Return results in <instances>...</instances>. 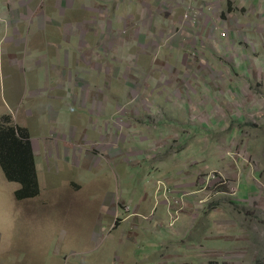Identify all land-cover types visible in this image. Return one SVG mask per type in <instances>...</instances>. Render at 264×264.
<instances>
[{
	"label": "crops",
	"instance_id": "0c3cea01",
	"mask_svg": "<svg viewBox=\"0 0 264 264\" xmlns=\"http://www.w3.org/2000/svg\"><path fill=\"white\" fill-rule=\"evenodd\" d=\"M189 5L203 13L196 26L183 22ZM257 27H264V0H0V127L20 128L28 136L39 185L48 183L54 171L61 175L80 168L100 175L112 167L126 170L149 164L156 170L169 168L167 178L157 180L172 183L175 196L183 199L203 175H192L190 160L178 158L193 143L197 127L188 123L190 117L198 122L204 115L210 118L221 106L220 99L240 103L236 96L224 95L218 87H202L201 82L189 94L177 93L175 74H193L196 67L192 70L190 65L197 64L199 52L211 65L223 64L209 54L212 47L218 57L233 54L242 71L248 40L258 43L263 36L256 33ZM122 69L121 89L122 83L125 90L130 88L128 95L125 92L128 112L119 127L114 122L117 115L108 113L114 103L113 79L120 78ZM190 104L196 105L197 117L191 116ZM220 114V121L224 117L245 120L241 112ZM127 119L142 123L129 124ZM125 125L133 128L123 132ZM134 135L141 149L115 144ZM87 140L93 143L81 146ZM172 142V157L162 159ZM128 155L142 161L127 162ZM181 165L188 172L178 170ZM129 177L139 181L135 175ZM70 182L83 189L77 178ZM158 185L159 191L162 185ZM135 192L134 213L147 215L157 209L156 220L168 216L163 196L146 204V193ZM114 194L110 193L113 202ZM190 195L187 200L194 209L199 197ZM184 216L188 217L183 214L182 220ZM184 223L175 230L190 233L192 225L188 228ZM159 226L153 234L169 232ZM75 238L69 240L77 242Z\"/></svg>",
	"mask_w": 264,
	"mask_h": 264
},
{
	"label": "rangeland",
	"instance_id": "374dc122",
	"mask_svg": "<svg viewBox=\"0 0 264 264\" xmlns=\"http://www.w3.org/2000/svg\"><path fill=\"white\" fill-rule=\"evenodd\" d=\"M258 27L256 33L263 36L258 43L248 40L242 71L243 65L233 54L227 52L218 57L212 47L209 54L223 64L211 65L199 52L197 64L190 65L192 70L196 67L193 74H175L179 76L177 93L189 94L194 84L201 82L202 87L214 90L218 87V92L236 96L240 103L220 99L221 106L210 118L204 115L203 121L198 122L190 117L188 123L197 127L193 143L177 157L183 162L190 160L187 164L192 167V175L203 174L192 194L187 193L191 194L189 198L199 197L194 209H190L187 196L183 199L175 196L172 183L166 185L157 180L167 178L168 167L159 170L149 164L126 170L112 167L100 175L80 168L78 173L68 171L61 175L54 171L49 174L48 183H40L37 197L17 201L19 184L9 182L0 166V264H264V27L260 30ZM255 46L258 51L249 53ZM122 74L123 69L120 78L113 79L110 91L114 103L112 109L109 107L112 113H108L117 115L118 121L114 118V122L119 127L128 112L125 104L130 88L129 85L125 90L122 83L121 89ZM189 77L192 78L182 81ZM190 105L191 116H196V105ZM222 110L230 114L241 112L245 120L224 117L220 121ZM132 121L142 123L130 119L126 122ZM123 127V132L133 128ZM87 141L81 146L93 143ZM115 144L141 149L136 135L126 136ZM174 148L172 142L170 150L161 154L160 159L162 155V159L171 156ZM125 160L142 161L130 155ZM177 169L188 172L182 165ZM130 175L139 177V181L133 182ZM72 178H77L83 189L70 182ZM40 179L44 182L46 176ZM159 182L164 184L158 191ZM135 191L146 193V204L163 196L168 216L156 220L153 215L157 209L147 215L134 213ZM110 193H115L114 202ZM181 200L184 206L180 205ZM178 208L182 213L176 214ZM183 214L188 217L182 220ZM184 220L188 228L193 227L190 233L175 230L181 225L185 227ZM161 224L169 232L153 234L156 227L160 230ZM70 236L77 237V242L70 241L75 238Z\"/></svg>",
	"mask_w": 264,
	"mask_h": 264
},
{
	"label": "trees",
	"instance_id": "16d2710c",
	"mask_svg": "<svg viewBox=\"0 0 264 264\" xmlns=\"http://www.w3.org/2000/svg\"><path fill=\"white\" fill-rule=\"evenodd\" d=\"M22 132L16 127H0V166L9 182L21 185L16 191L17 201L33 199L40 194L33 147Z\"/></svg>",
	"mask_w": 264,
	"mask_h": 264
},
{
	"label": "built area",
	"instance_id": "2783aa9c",
	"mask_svg": "<svg viewBox=\"0 0 264 264\" xmlns=\"http://www.w3.org/2000/svg\"><path fill=\"white\" fill-rule=\"evenodd\" d=\"M202 16H203V13L201 12L199 8L189 5L186 7V11L183 17V22L184 24H191L192 26H196L200 20V17ZM222 37L226 38L223 32H222ZM180 205L184 206V202L182 200L180 201ZM178 209L179 210L176 214H179L180 212L182 213L183 210L181 208H178Z\"/></svg>",
	"mask_w": 264,
	"mask_h": 264
},
{
	"label": "clouds",
	"instance_id": "9594fccd",
	"mask_svg": "<svg viewBox=\"0 0 264 264\" xmlns=\"http://www.w3.org/2000/svg\"><path fill=\"white\" fill-rule=\"evenodd\" d=\"M164 183L161 182V185H163Z\"/></svg>",
	"mask_w": 264,
	"mask_h": 264
}]
</instances>
